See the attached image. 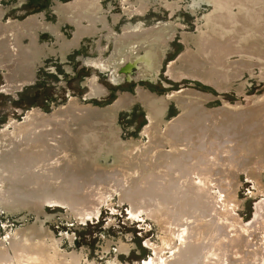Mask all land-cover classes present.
<instances>
[{
    "label": "bare ground",
    "instance_id": "6f19581e",
    "mask_svg": "<svg viewBox=\"0 0 264 264\" xmlns=\"http://www.w3.org/2000/svg\"><path fill=\"white\" fill-rule=\"evenodd\" d=\"M2 1L0 71L4 73V88L10 93L31 85L38 66L52 53L57 52L59 60L64 61L84 37L97 38L102 33L106 46L98 48L96 58L87 59L92 78L83 86V98L69 95L62 103L52 104L49 111L37 106L19 110L21 118L10 115L0 129V215L7 219L20 213L33 216L31 221L24 216L18 220L21 225L0 235V264H99L89 259L84 250L74 248L69 234L64 248L61 238L65 233L57 237L46 226L52 216L44 209L60 207L67 216L84 224L97 217L100 206L108 205L112 198L119 205H127L131 219L142 216L156 227L157 241L146 243L152 254L144 264H261L264 250L259 245L250 246L246 239L251 223L241 224L227 216L226 206L224 213L215 210L209 188L198 186L194 178L201 172L205 174L207 160L203 154L211 140L217 143L226 136V142L229 137V141L248 138V131L244 133L247 137L240 135L237 124L247 114L264 111V93L252 97L245 109L240 103L232 105L226 101L219 108H206L209 96L203 93L181 90L159 96L141 87V82L156 83L168 42L181 27L183 51L167 67L169 76L177 81L183 74H190L222 90L241 74L237 66L227 65L231 56L264 60V0H188L182 9L193 16L202 12L194 32H187L186 26L176 21L175 14L184 0H107L110 4H123L120 15L105 12L108 8L104 9L99 0L56 1L51 7L54 23L46 22L43 13L23 21H3L11 9L4 7ZM22 1L16 0L13 8ZM130 4L141 15L152 6L156 10L163 6L167 17L145 30L142 20L133 21ZM108 13L112 14L113 27L121 18L125 19L119 35L109 26ZM81 19L87 20L86 26L79 24ZM65 23L75 25L71 40L60 32ZM40 32L51 38L57 49L54 44L38 41ZM260 42L261 46H257ZM132 71H136L134 76ZM97 73L107 76L116 87L136 82L134 94L118 91L113 103L97 105L95 102L106 98V89L97 82ZM171 101L178 113L166 118ZM138 102L145 110L146 124L140 137L123 139L119 115L129 112ZM239 153L245 156L239 159ZM234 154L228 161L216 159L219 162L212 168L215 173L210 175L215 177L202 180L205 186L225 178L233 181L253 153L244 142ZM250 174L248 178L253 177ZM232 185L221 186L235 197L238 184ZM227 198L231 202L230 196ZM257 212L253 210V222ZM253 228V236L262 241L264 226L255 228L254 224ZM105 242L102 250L108 253L110 245ZM128 243H117V256L130 254L133 243ZM106 264H119V258L113 256Z\"/></svg>",
    "mask_w": 264,
    "mask_h": 264
},
{
    "label": "rangeland",
    "instance_id": "374dc122",
    "mask_svg": "<svg viewBox=\"0 0 264 264\" xmlns=\"http://www.w3.org/2000/svg\"><path fill=\"white\" fill-rule=\"evenodd\" d=\"M15 1L16 0L2 1V5L4 7L9 6L10 7L9 9H11L7 13V15L4 16L3 21H7L8 19H12L13 21L14 20L23 21L31 15L43 13L46 22L54 23L55 14L54 12L51 13L52 5L56 1H62L68 3L71 0H23L20 5H15L14 7L16 8H13V4H15ZM106 1L107 0H99V4L102 5L104 9L106 7L108 8L105 9V12L109 11L110 13L116 15L121 14V10L123 9L122 3L114 2L115 4L114 3L110 4L109 2ZM130 1H134V0H130ZM107 3L111 5V7L114 9H110V6L109 5L107 6ZM182 3L180 4L181 8L175 14L176 21L177 23H181L185 25L186 26L185 29L187 32H194V30H196L197 28V24L199 23V20H201V18L199 17L202 12L200 11L197 16H193L190 13L186 12V10L182 9V7L188 4V0H184ZM128 6L130 8L133 7V10H131L132 8L130 9L132 11L133 21H137L139 19L142 20L145 25L144 27L145 30L154 28L155 24L158 23V21H161L162 19H165L167 17L166 11H163L164 10L163 6L158 7L157 10L155 7L152 6L146 10L144 15H141L140 13H136L137 10L135 9V5L130 4ZM262 7H264V5ZM110 13L106 14V20L110 24L109 26L114 28L116 34L119 35L120 25L124 24L125 19L121 18L119 23L115 27H113V25L111 24L112 14ZM86 23L87 20L85 19H81V21L79 22V24L82 26H86ZM74 27L75 25L65 23V25L60 29V32L62 33V35H64L65 39L71 40ZM181 30L184 29H181V27L178 28L176 33L168 42V48L165 54L166 57L162 62L159 74L156 76L155 82L157 84L153 83L152 85V84H144L141 82L142 84L141 87H145L150 92L157 94L159 96H167L168 94L179 92L181 90H193L196 92H200L209 96V100L205 105L206 108H219L222 102L226 101L232 105L236 103H240L242 109H245L246 107H249L247 103L250 99H252V97L260 96L264 93V60L258 59L256 57L250 58L249 60L246 58L241 59L238 54H234L233 56H231L226 63L228 66H230V64L237 66L241 74L239 75V78L230 81L222 90L216 88L211 83H204L200 78L194 77L190 74H183L180 79L174 81L169 76L167 67L169 66V64L175 63L177 61V58L180 56V54L183 51V43L180 40ZM96 37L97 38H85V37L84 39L82 38L79 41L80 47L78 46L77 48L72 50L69 53L70 55L68 54L64 61L59 60V57L57 56V52L52 53V55L44 59L43 63L38 66L32 84L24 86L19 91H15L12 93L6 91V89L4 88L5 85L4 73L3 71H0V129L3 127L6 119L10 115L17 116L18 119L21 118V116L18 113L19 110L27 111L29 108L37 106L45 111H49L51 109L52 104L62 103L69 95L73 97L83 98V96L86 93V89L83 86L89 80V78H92L91 69H89V67H86L88 66L86 64L87 59L96 58L98 54L97 53L98 48L106 46V42L102 40V33L100 34V36L96 35ZM99 37H101V39ZM38 41H40L41 43H47L48 45L54 44V47L56 46L55 45L56 43H53L52 39L47 37L43 32H40ZM94 41L97 43H95ZM257 46H261V42ZM54 49L57 48L55 47ZM108 52L109 50L106 49L105 55H108ZM262 52L264 53V49H262ZM246 63L249 65H247ZM98 73L95 74L97 76V82L106 89V98L102 100V102H98V101L95 102L97 105L99 106L110 105L116 99L118 91L134 94L135 87L137 85L136 82L121 87L118 86L116 87L111 83L112 84L111 86L109 85V83H107L109 82L107 76ZM135 73L136 71H132L131 75L134 76ZM243 98L245 100H243ZM168 104L169 105L167 107L166 118L168 117L172 118L178 113V110L176 109L172 101L169 102ZM132 108L129 112H121L118 118V126L120 127L121 137L123 139L140 137L141 129L146 124L145 121L146 115L143 114L142 109L144 110V108L142 107V105L138 102ZM263 112L264 111L256 110L255 112L252 113L253 114L252 116L251 115L248 116L247 114V116L243 118V121L241 120L240 124H237L236 129L237 130L240 129L241 131L239 130V132L243 133V134L240 133L241 136L245 135L247 137V135L244 133L248 131V138L246 140L243 141L241 139L240 140L235 139L236 141L231 140L232 141L231 143V141H229L230 139L229 137V139L226 142L225 139H227L226 137L228 136H226L225 139L223 138L221 141H217V143L216 140L215 141L211 140L210 147H207L204 150L205 152L207 151V153H204L205 155L203 154V157H206L204 159L207 160V166L205 168L206 171H204L205 174L201 172L200 173L201 175L199 177L196 176L194 179L197 178L195 182L198 186L206 187V189L209 188L207 190H208V194L213 200V201L211 200V202L217 204V205L213 204L215 210L217 209L218 211L220 209L219 211H222L224 213L223 208H225L226 206L225 214H227V216L235 218L241 224L244 223L247 225L248 223H251L250 225H248L249 228L247 227L248 228L247 231H250L248 236H246L247 242L252 247H254L255 245H259V247L264 250V237L262 238V241H259L253 236L254 224H255V228H259V225H261V227L264 226L263 223L264 220H261V210L262 208L264 209V201L261 200L264 199L263 196L264 195V165H263L264 164V157H263L264 156L263 155L264 154V118H263L264 113ZM252 117L254 120L252 119ZM245 118L246 121L244 120ZM247 120L249 123L247 122ZM244 121L245 123H242ZM244 142L247 143L248 150L253 153L250 156L252 161L250 160L249 163L245 165L246 170H245V166L240 168V170H238L235 173L236 175L233 181L230 180L229 178H225V180L221 182L216 181L215 182L217 183L216 188L214 185L215 183H211L208 184V186H205L203 182L204 180L205 181L210 179L212 180L215 177L210 175H213L215 173L214 165L215 163L217 164L219 162V160L215 162L216 159L217 158L219 159V157L225 159L226 161L232 159L235 156L234 153L236 152V150L240 148L244 144ZM230 145L231 147L229 148ZM226 146L231 151H233V155H231L232 154L231 151ZM217 147L219 149H217ZM212 149L214 150L217 149V150L213 151ZM208 152H210V154H208ZM213 152L215 153V158ZM227 153L230 155H227ZM238 156L237 157L239 159H242L245 156V153H239ZM258 159H261V163L263 164H260V162H258L260 160ZM252 164L254 166L258 165L259 169H257V166L252 167ZM260 166L263 169H260ZM208 168L210 170H212V168L214 169L212 171H208L209 170ZM249 168H253V169L251 170ZM254 170L255 173H257V175L254 173ZM246 172L247 174L251 173L250 176L253 175V177L249 176L251 179L248 178ZM253 180L255 181V183ZM224 182L226 184H224ZM230 184L231 185L233 184L234 186L235 184H238L235 186L237 188H234L235 197H232V194L230 195L227 189H224L221 186V185L229 186ZM253 186L256 188H254ZM219 187L222 188L220 189ZM215 190L217 195L216 193H214ZM229 196L231 202H228L229 198L227 197ZM221 197H222L223 205H221L222 204L221 203L222 201H220ZM224 202L226 203L224 204ZM254 204H256V207ZM254 209L258 210L257 212L258 216L257 219L256 220L254 219L253 222L252 214ZM44 211L45 213H47V215L52 216V220L46 221L45 223L47 227L51 228L54 235L60 237L61 233L63 234L65 233V235L61 238L64 248L67 246L66 235L69 234L73 238V247L79 250H84L86 256L89 259L96 260V262L99 264H106V262L110 260L113 256L119 258V264H144V261L149 260V258L151 257L150 254H152L151 249L146 246V243L149 241L151 243H156L157 241V231L155 225L150 220L143 218L142 216H140L139 218H135V220L131 219L129 216L127 205L117 204L115 202V198H112L109 201L108 205H101L99 208V215L97 217H94L93 219H88L84 224L78 223L75 221L74 218L67 216L64 209L61 211L58 210L57 208L45 207ZM17 215L16 214L10 215L9 219H7V216H4L3 214L0 215V233H1L0 235H3L7 230H11L13 227H17L21 225V223H19L18 220L22 219L24 216H26L25 220L27 221L33 220V216L28 214L24 215V213L23 214L20 213ZM105 240L109 242L110 245L108 253L102 250L103 246H105L106 244ZM120 240L121 242L124 243L129 242L128 244L133 243L132 244L133 247L129 255L117 256V254L115 253L116 245L117 243L120 242ZM255 240H257L258 242L257 241L255 242ZM147 249L150 251H148ZM261 264H264V260L261 261Z\"/></svg>",
    "mask_w": 264,
    "mask_h": 264
},
{
    "label": "water",
    "instance_id": "95a60500",
    "mask_svg": "<svg viewBox=\"0 0 264 264\" xmlns=\"http://www.w3.org/2000/svg\"><path fill=\"white\" fill-rule=\"evenodd\" d=\"M107 83H109V82H107ZM109 85H111L112 86V84L111 83H109ZM211 89H213V88H211ZM142 111H143V114L145 115V111L142 109ZM145 121H147V119L145 118ZM57 209L58 210H63L62 208H60V207H57ZM148 250V249H147ZM148 251H150V250H148Z\"/></svg>",
    "mask_w": 264,
    "mask_h": 264
}]
</instances>
